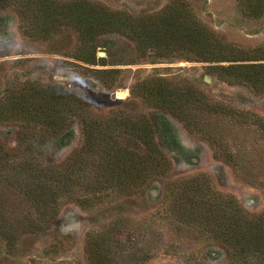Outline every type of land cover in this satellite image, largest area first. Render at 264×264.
I'll use <instances>...</instances> for the list:
<instances>
[{
    "label": "rangeland",
    "instance_id": "1",
    "mask_svg": "<svg viewBox=\"0 0 264 264\" xmlns=\"http://www.w3.org/2000/svg\"><path fill=\"white\" fill-rule=\"evenodd\" d=\"M13 1L0 0V97L26 83H56L83 104V113L69 114L68 125L59 131L39 123L0 121V140L9 152L7 163L0 164L5 232L0 235V264H95L94 244L101 264H261V258L241 249L235 253L214 236L205 205L192 199L181 203L180 211L172 207L186 190L183 186L193 183L213 196H231L249 216H264V131L253 120L264 118V0H88L132 15L155 13L180 1L243 57L219 63L165 59L137 51L131 40L113 32L97 38L95 64L71 57L78 44L67 29L38 34L30 23L25 33L20 28L23 10ZM229 63L261 65V73L251 84L222 80L209 68ZM94 69L118 72L101 79ZM151 77L190 83L216 108L197 111L196 126L189 127L135 88ZM86 116L112 117L113 123L167 119L182 148L173 150L165 134H160L161 142L154 133L165 159L163 172L129 192L67 187L52 211L43 213L18 191V174L48 170L54 175L63 167L70 172ZM114 124L117 141L143 150L137 137ZM66 128L72 129L71 138H66ZM94 156V165L86 164L89 170Z\"/></svg>",
    "mask_w": 264,
    "mask_h": 264
},
{
    "label": "trees",
    "instance_id": "2",
    "mask_svg": "<svg viewBox=\"0 0 264 264\" xmlns=\"http://www.w3.org/2000/svg\"><path fill=\"white\" fill-rule=\"evenodd\" d=\"M23 10L20 28L26 33L28 24L38 34H55L57 30L67 29L76 35L77 49L71 57L87 64H95L97 38L106 33H119L134 43L139 52H150L160 58H182L209 63L231 62L241 60L239 48L225 43L213 30L203 24L192 9L180 1H175L160 11L142 15H132L115 11L88 0L60 2L57 0H15ZM29 35H35L28 31ZM102 60V59H101ZM100 60V61H101ZM261 66V65H260ZM257 64L229 63L211 64L209 68L225 81L251 83L261 73ZM97 76L114 75L118 69H94ZM135 88L145 90L146 95L154 100L161 110L170 112L189 127H195L197 111H212L216 105L208 102L205 95L192 84H178L171 79L146 78ZM83 104L76 101L69 91L59 84L39 85L26 83L0 97V121L16 123H39L59 131L68 125V115L73 112L83 113L79 108ZM82 122V142L73 161L72 169L60 168L51 175L48 170L40 174L23 171L18 174L21 188L18 191L42 208L43 213L52 211L58 196L67 187L108 186L120 192L134 190L145 184L151 174L163 172L165 159L157 150L159 144L153 134H165L172 142L173 150L180 147L177 135L167 119H153L131 122L128 118L113 123L103 117L86 116ZM158 118V117H157ZM255 123L264 131V118L254 117ZM113 124L118 131L134 135L144 145L143 150L131 149L117 141L113 136ZM66 138L72 137V129H63ZM161 132V133H160ZM64 138V137H63ZM62 138V139H63ZM62 142V141H61ZM9 152L0 140V164L9 160ZM98 156L93 169L88 164ZM87 164V165H86ZM94 172V173H93ZM93 173V174H92ZM26 177V178H25ZM52 177V178H51ZM54 177V178H53ZM18 182V184H19ZM185 189L173 203V210L180 211L181 203L197 200L205 205V213L214 225L210 231L233 252L243 250L261 258L264 264V216L247 215L240 210L237 201L231 196H222L208 191L197 190L193 183L185 184ZM189 215V214H188ZM182 214L183 217L188 216ZM0 221V235H4ZM91 247L95 255V264L99 253L96 244Z\"/></svg>",
    "mask_w": 264,
    "mask_h": 264
}]
</instances>
